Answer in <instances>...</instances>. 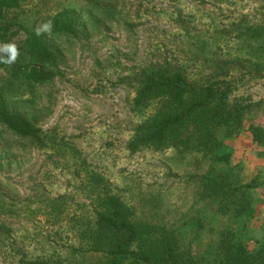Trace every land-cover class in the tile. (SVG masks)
Wrapping results in <instances>:
<instances>
[{"label":"rangeland","instance_id":"obj_1","mask_svg":"<svg viewBox=\"0 0 264 264\" xmlns=\"http://www.w3.org/2000/svg\"><path fill=\"white\" fill-rule=\"evenodd\" d=\"M63 9L73 11L77 36L51 32ZM37 28L63 75L10 97L13 109L39 114L42 133L0 131V264H145L76 248L99 202L98 177L135 219L178 234L198 264H264V76L246 74L264 59V0H21L3 10L0 47L20 49ZM219 56L237 67L243 124L225 123L207 145L131 149L145 112L135 106V74L165 57L201 65ZM206 175L256 186L231 202L206 191Z\"/></svg>","mask_w":264,"mask_h":264},{"label":"trees","instance_id":"obj_2","mask_svg":"<svg viewBox=\"0 0 264 264\" xmlns=\"http://www.w3.org/2000/svg\"><path fill=\"white\" fill-rule=\"evenodd\" d=\"M20 2L0 0V18L3 10L18 7ZM50 30L54 34L77 36L79 28L73 11L63 9L54 15ZM247 30L248 27L242 32ZM7 57L0 55V131L40 139L39 114L13 109L10 97L17 91L33 93L37 87L62 76L60 55L42 39L41 32L38 35L36 30L26 29L16 61L5 63ZM217 58L218 61L212 59L208 64L191 65L182 58L165 57L135 74L131 79L138 83L135 106L145 112L130 142L131 149L169 141L184 145L199 141L207 145L218 142V131L225 123L243 124L247 107L234 94L240 88L231 69L236 66L231 58ZM249 68L246 71L249 76L256 73L264 76V59ZM194 122V130L188 134L185 129ZM102 180L98 177L96 182L100 186V198L93 219L79 225L76 248L112 257L127 256L145 264H198L194 254L182 247L178 234L173 230L155 229L135 219L119 195L103 189L106 184L101 185ZM204 181L207 192L231 202L237 200L236 192L243 187L256 186L253 180L231 187L227 179L210 175ZM22 261L23 264H59L44 257Z\"/></svg>","mask_w":264,"mask_h":264},{"label":"clouds","instance_id":"obj_3","mask_svg":"<svg viewBox=\"0 0 264 264\" xmlns=\"http://www.w3.org/2000/svg\"><path fill=\"white\" fill-rule=\"evenodd\" d=\"M45 27H49V25H45ZM37 34L39 35L40 29L37 28ZM0 51L8 52L10 55L4 60L5 63L12 64L16 61L18 56V50L14 43L4 44L2 47H0Z\"/></svg>","mask_w":264,"mask_h":264}]
</instances>
